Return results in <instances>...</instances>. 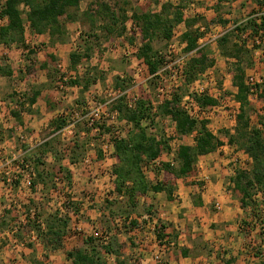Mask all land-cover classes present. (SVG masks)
Here are the masks:
<instances>
[{
    "label": "rangeland",
    "instance_id": "374dc122",
    "mask_svg": "<svg viewBox=\"0 0 264 264\" xmlns=\"http://www.w3.org/2000/svg\"><path fill=\"white\" fill-rule=\"evenodd\" d=\"M102 1L116 8L115 3H122L124 0H82L79 8L87 10L91 5L95 6ZM212 1L181 2L182 9L187 8L189 2H194L196 6L198 5L200 14L204 15V21L199 23L208 30L204 41L224 32L215 29L218 24L216 20H223L231 8L229 4L221 7L218 12ZM127 2L133 7L143 5L148 6L147 9L150 11L158 12L161 11V6L168 5L170 14L180 4L178 0H127ZM262 12L264 6L254 7L244 12V16L237 20L244 18L250 20L252 16ZM128 14H131L130 11ZM216 15L217 18H214ZM187 16L192 17L193 14L188 12ZM229 21L232 22L233 19ZM99 25L100 21L94 30L90 28L88 22L70 24L65 36L61 38L62 41L53 44L60 50L58 59L61 60L55 67L57 74L54 75L56 79L64 75L63 80H68L75 74L68 70L67 54L79 50L78 46L81 47L80 52H83L85 44L92 47L90 60L86 62L83 59L77 68L80 76L88 72L97 80L86 92L77 87L66 88L56 80L49 79L42 71H36L35 77L27 79L25 72L22 75L18 74L19 70L25 71L26 66H29L26 60L20 61V56L17 58L18 55H13V60L6 62L0 55V66H9L15 72L14 77H0V88L3 87L5 90L0 92V264H71L66 258V253L77 248L88 238L94 239L95 246L105 244L101 240L103 238L118 251V257L103 255L104 264H156L154 260L156 255L161 256L162 264H264V196L257 194L253 197L252 205L243 210L238 206V195L231 190L230 178L233 171L239 167L249 169L251 164L250 161L249 163L245 161L244 153L235 157L236 164L231 162L235 153L241 152L236 145L227 144L228 137L224 135V132L234 134L231 116H236L238 112V104L235 101L236 88L232 85L235 60L223 57L216 41L207 44L205 48L213 65L191 84L187 85L185 81L178 90H185L187 94H207L216 101L215 106L211 107L208 127L213 134L224 140L227 151L218 155L217 163H214L215 160L207 163L198 159L200 164L198 167L195 166L192 174L175 181L172 185V201L167 200L165 193L155 195L152 192L148 193L147 197L139 199L138 213H142L143 202L151 207L152 217L147 218L146 222L140 218L139 226L129 229L124 219L110 220L106 210L107 200L113 198L114 161L110 153L113 152L112 140L114 137H126L131 130L130 124L122 119H104L102 125L109 132L101 131V135L93 133L85 136L86 131L82 127L72 129V134L63 132L59 139L53 141L51 148L54 151L44 157L45 165L40 167V170L48 172L45 184H38L31 190L26 185L27 181H30L27 173L28 171L32 173L30 168L32 169L33 160H30L32 163H29V168L25 167L27 173L20 176L18 184H7L6 180L17 172L15 167L20 160L26 156L33 159L38 153L37 147L33 145L50 139L53 128L49 123L61 115L63 108L84 109L102 104L109 98L106 97V90L114 89V78L120 76L130 80L127 85V89L131 88L128 92L129 99L138 98L141 94L149 97L154 114L153 123L146 122L143 125L147 126L149 133L168 141L169 151L164 152L157 163L143 164V172L151 183L155 184L164 177V171H160L156 176L159 165L162 162H172L178 146L193 144L194 135L181 139L175 137L174 124L168 118L155 117L157 106L153 104L157 100L159 80L149 76L146 67L136 58L140 42L138 37H134L131 43L129 41L133 32L131 22H127L126 32L121 37L113 38H107L100 32ZM230 25L232 29L235 27L233 23ZM183 30L182 26H176L169 42L159 39L153 41L154 50L161 53L164 61L168 58L170 42L180 46ZM32 34L27 31V38L31 39ZM90 34L93 36L89 37ZM37 38L40 41H36V45L42 47L46 44L44 40L42 41L43 37ZM45 38L50 42L48 34ZM247 44L246 50L251 51V56L248 54L247 60L253 62V67L245 70V78L252 75L263 82L264 45L256 49L250 42ZM47 45L50 44L47 43L46 47ZM40 49L44 51L46 48ZM42 56L40 54V57ZM38 64L34 63L35 66ZM35 86L41 88L44 86L41 90L49 102L45 105L46 101L41 99L42 109L39 110L37 107L32 114L22 111L20 114L26 119L27 129L18 128L10 112L19 110L17 96L27 95ZM200 90L203 92L200 93ZM12 91L13 95L9 93ZM184 97L181 99L182 103ZM250 103L251 125L259 126V116L264 115L262 113L264 101L254 96ZM11 138L13 141H10ZM26 148L27 151L23 152ZM99 150L102 153L101 158L98 157ZM54 157L61 159L55 161ZM71 159L75 160L74 163ZM59 164L71 173L70 187L67 186L63 173L59 175L54 173ZM215 192L219 193V198L212 197ZM202 195L205 198V206L197 208L193 204ZM219 199L223 202L221 203ZM225 202H229L231 208L235 205L242 211H234L232 208L227 212L229 217L227 215L224 219L221 216ZM216 204L220 206V210L215 208ZM34 213L42 224L54 214L68 220L61 247L57 251L47 248L44 240L38 238L36 225L27 219L28 214ZM156 219L164 222L166 232L170 234L169 238L163 240L157 238L154 230ZM42 227L44 228V225ZM94 233L101 237H93ZM32 237H35V240H31ZM38 244L39 247H36ZM85 248L87 249V246ZM182 248L189 250L188 257L181 256Z\"/></svg>",
    "mask_w": 264,
    "mask_h": 264
},
{
    "label": "trees",
    "instance_id": "16d2710c",
    "mask_svg": "<svg viewBox=\"0 0 264 264\" xmlns=\"http://www.w3.org/2000/svg\"><path fill=\"white\" fill-rule=\"evenodd\" d=\"M82 0H5L4 7L1 9L0 16L6 19L3 26L0 27V46L5 48L16 47L26 52L27 61H32L35 52L30 49L25 41V28H29L33 34H48L50 45L55 42H61L66 34V22L90 24L94 29L98 22V30L103 32L107 38L121 37L127 29V22H131L136 30L131 32L130 43L134 37H138L140 42L136 58L146 67L149 76H153L164 64V57L159 51L154 50L153 41L163 40L169 42L173 36L176 26L183 25L185 31L181 34V44L184 45L183 53H190L198 48V41L204 38L207 28L196 27L201 21L200 17H186L182 12V4L185 0H178L179 5L172 14L169 13V6H161V11H150L148 6L137 5L130 6L127 0L122 3H115L116 8L102 1L95 6H90L87 10L80 12L79 6ZM263 0H256L258 7L264 6ZM130 11V15L128 14ZM260 26L254 19H246L235 25V27L223 34L216 42L221 54L227 59H234V71L232 74V85L236 88L235 101L238 104V112L235 116L234 134L230 135L224 132L228 137L227 144L236 145L250 161L251 167L236 168L233 176L230 178L232 192L238 195L240 208L245 210L252 205L253 197L257 194L264 196V115L259 116L258 125L252 126L250 122L251 103L249 100L250 88L245 83V70L253 67V62L247 60V55L251 56V51H247V42L257 34V28H264V16H261ZM218 24L225 25L226 21L218 19ZM95 30V29H94ZM92 31V30H91ZM248 34L247 39L242 35ZM93 35H89L92 37ZM96 37V36H95ZM97 38V37H96ZM258 49L257 45H253ZM81 47H77L68 57V70L74 72V76L65 79L61 75L56 79V66L59 60L53 55L45 54L47 60L41 62L39 68L46 72V76L51 80H56L66 88L77 87L82 92H86L96 83L95 76L85 72L82 76L78 73V66L84 59L86 62L92 56V47L85 44L83 52ZM205 47L198 49L194 57L190 58L185 64L184 75L186 84L189 85L198 77L206 72L209 66L213 65L205 52ZM249 59V58H248ZM4 60V59H3ZM53 70H52V69ZM29 78L35 77L36 69L32 65L26 66V69L19 70L18 74ZM15 74L9 66H0V77L10 78ZM25 76V77H26ZM130 80L116 77L114 78V89L120 92L127 90ZM129 89V88H128ZM255 94L260 101H264V81L255 85ZM40 92L31 89L26 95L17 96L18 111H11L12 117L18 125H22L21 112L33 113L32 106L35 105ZM187 95L193 104L205 107H214L216 101L207 94L199 95L194 93L187 94L185 90H177L172 93L170 100L164 101L156 108V116L168 118L174 124L175 137L184 138L194 135L192 145H180L176 149V154L172 162H162L156 172L164 171L165 175L155 184L151 183L143 172V164L156 162L161 155L169 151L168 141L164 138H158L148 132L147 126L143 124L153 123L154 114L147 95H139L136 98L132 109L128 108L125 98L120 97L110 106V111L118 113V119L125 120L130 124L131 130L126 137H114L112 140L114 165L112 166L113 191L112 200H107L106 210L110 220L117 218L124 219L129 229L139 226V219L146 222L152 217L150 206L147 203L142 204L141 212L138 213L139 199L148 196V193H165L168 201H172V185L177 180L189 177L195 169L200 157H204L216 152L225 145L224 140L213 134L208 127V122L198 120L189 115L181 107V99ZM72 113L77 108H66ZM264 110V108H262ZM79 110V109H78ZM69 114H61L56 120L50 121L52 129L49 140H45L38 147V153L33 159L28 156L23 158V162L30 167L32 163V173H30V190L38 184H45V177L48 172L40 170L45 165L44 157L48 153H53L51 145L53 141L59 139L62 130L67 126ZM264 114V113H263ZM82 127L90 136L91 130L86 128L83 123H78L75 128ZM105 130L101 124L98 126V135ZM75 145V144H74ZM25 150V149H24ZM53 150V151H52ZM56 156V155H55ZM83 156V154H81ZM80 156V157H81ZM98 157H102L101 150L98 151ZM55 161L61 158L54 157ZM72 162L75 161L71 159ZM31 162V163H30ZM30 163V164H29ZM74 163V162H73ZM54 168V167H53ZM34 171V174H33ZM58 171V172H57ZM56 175L64 174V180L67 186H71V173L68 169L59 164L54 172ZM53 173H51L52 175ZM34 179V180H33ZM13 184H18L15 181ZM123 202H122V201ZM195 207H201V199L193 204ZM31 210H29L30 212ZM31 213V212H30ZM135 216V217H133ZM28 221H32L37 227V236L46 243L45 246L52 251H57L61 247V240L68 226V220L60 217L58 214L50 216L44 224L39 223L38 216L27 215ZM38 222V223H37ZM44 225V228L42 227ZM162 229V230H161ZM154 230L159 240L169 238V232H166V225L162 220L156 219ZM177 237V236H176ZM175 237V238H176ZM94 239L84 240L77 248L66 253V258L71 264H104L103 255H116L118 251L114 250L109 242L95 246ZM87 246V249L85 248ZM182 257L189 255L187 248L180 249ZM46 259V256H44ZM45 263V262H42Z\"/></svg>",
    "mask_w": 264,
    "mask_h": 264
},
{
    "label": "built area",
    "instance_id": "2783aa9c",
    "mask_svg": "<svg viewBox=\"0 0 264 264\" xmlns=\"http://www.w3.org/2000/svg\"><path fill=\"white\" fill-rule=\"evenodd\" d=\"M5 0H0V12L1 9L4 7ZM261 16H264V12L256 14L252 16V19L255 20L256 24L260 26L261 22ZM6 22V19L4 17L0 16V27L3 26ZM132 30H136L134 26H132ZM203 30V29H201ZM232 30V28L228 30H224V32H221L217 37L208 38L206 41L205 37L201 38L198 41V48L190 53H183V47L184 45L180 44V46L175 42H170L168 45V58L167 61H164V64L161 69L157 71L156 74H154L151 77H155L159 80V86L156 90V104L153 105L159 106L164 101L170 100L172 93L176 92L182 84L185 83V75H184V67L185 64L189 61L190 58L194 57L196 54V51L198 49H201L205 47L209 43H213L217 41L218 38H220L223 34L226 32ZM257 34L252 38V40L248 41L251 43V46L257 45L262 46L264 45V28H257ZM248 34L242 35V38L247 39ZM247 42V43H248ZM180 51V53H179ZM246 85L250 88V96L249 100L254 98L256 96L255 94V85L261 83V80H258L252 75H249L245 78ZM131 88L125 90L124 92H120L117 90H114L113 88L106 90V97L109 98L105 100L102 104H96L92 107H86L84 109H76L72 113H70L67 109L62 110L61 114L67 115L70 113L68 120H67V126L62 130L63 132H67L68 134H72V129H74V126L76 124L83 123L86 128L91 130V134L98 132V126L101 125L104 121V119H118V113L116 111H110L111 104L116 101L120 97L125 98V103L128 108L132 109L134 107V103L136 101V98H130L128 97V92L131 91ZM203 90H200V93H202ZM181 107L192 117L198 120H210L211 115V107H205L202 108L200 106H197L193 104V102L189 99L188 96H185L183 99V103L181 102ZM262 113H264V110L262 109ZM235 113H233L234 115ZM232 123L235 125V116H231ZM16 159V158H15ZM15 161V160H13ZM87 162V160H85ZM25 167L28 168V166L23 162V158L20 160V162L15 167L16 171L12 177L6 180L7 184H13L15 181H20V176H23V174L27 171L25 170ZM28 179L30 178V172L27 173ZM207 178H205L206 180ZM30 181H27V186H29ZM215 208L217 210H220V206L218 204L215 205ZM31 218H33V215H31ZM93 237L99 238L101 237L98 233H94ZM102 242L107 243L106 240L103 238L101 239ZM154 260L156 264H162L161 256L156 255L154 256Z\"/></svg>",
    "mask_w": 264,
    "mask_h": 264
},
{
    "label": "crops",
    "instance_id": "0c3cea01",
    "mask_svg": "<svg viewBox=\"0 0 264 264\" xmlns=\"http://www.w3.org/2000/svg\"><path fill=\"white\" fill-rule=\"evenodd\" d=\"M191 1H193V0H191ZM213 2V7H215V10H218V12L220 11V8L221 7H223V6H227V5H229L230 4V6H231V8L230 9H228V14L227 13H225V14H227V15H225L222 19L224 20V21H226V24L225 25H221V24H216V26H215V29H217L218 31H221V30H228V29H230V28H232L231 27V25H230V23H233L234 25L233 26H235L236 24H238V23H240V22H243L244 20H245V18L244 19H242V20H237V18H241V17H243L244 16V12H246V11H248L249 9H254V7H258V4L256 3V0H213L212 1ZM198 6V5H197ZM196 6V4L194 3V2H189V5H188V7L187 8H184L183 10H182V12H183V14L186 16V17H188L187 16V13L188 12H190V13H192L193 14V16L192 17H200V18H205L204 17V15H202V14H200V9H199V7H197ZM160 9H161V7H160ZM79 10H80V8H79ZM82 11H85V10H80V12H82ZM158 12V11H157ZM219 17V16H218ZM214 18H217V15L214 17ZM220 18V17H219ZM229 19H233V21L231 22V21H229ZM209 21V20H208ZM216 21H218V20H216ZM70 24H74L73 22H66L65 23V27H66V30H68L69 29V25ZM180 26H182L183 28H184V30L182 31V33L185 31V27L183 26V25H180ZM200 25L199 24H197L196 25V27H199ZM200 29H203V27H201ZM221 29V30H220ZM27 31H29V33L30 34H32L31 32H30V30H29V28L26 26V28H25V41H26V44L30 47V49H32L34 52H35V54H34V56L32 57L33 58V60L32 61H27V55H26V52H24L22 49H18V48H16V47H10V48H5V47H3V46H0V55L2 56V58H4V60H6V62H9V61H12L13 60V55H18L17 56V58H19V56H20V61H22L23 59L24 60H26V63H27V65H30V64H32L33 63V67L34 68H37L36 69V71L38 72V71H42V72H45L44 70H42V69H40L39 68V65L41 64V62H43V61H45V60H47V58L45 57V54H48V55H53L55 58H57L58 59V57H59V54H58V52L60 51V50H58V47H56V45H47L48 47H46V44L47 43H50V42H48V40H46V38H45V36H46V34H32V38L31 39H28L27 38V36H26V34H27ZM34 36V37H33ZM37 37H40V38H42V41L44 40V42L46 43L44 46H38V45H36V43L37 42H39L40 41V39H38ZM35 38V39H34ZM34 39V40H33ZM37 41V42H36ZM55 47H56V49H55ZM40 48H46L44 51H42ZM71 53V52H70ZM70 53L69 54H67L68 56L67 57H69V55H70ZM40 54L41 55H43L42 57H40ZM68 59V58H67ZM59 61H61L60 60V58L58 59ZM19 61V62H20ZM36 62H38L39 64L38 65H34V63L36 64ZM60 64V63H59ZM46 73V72H45ZM15 75H13L12 77H14ZM1 78H5V77H1ZM27 79H29V77H26ZM120 78H122L121 76H120ZM1 80V79H0ZM44 86H42V88H41V86L39 87V86H35V88L33 87V89L34 90H37V91H39L40 92V95H39V97L37 98V101H36V103H35V105L34 106H32V109L34 110L35 108H37V107H39V110H41L42 109V106L40 105V100L41 99H43V101H46L44 104L46 105V104H48V97H45L44 98V91H42L41 89H44L43 88ZM31 90V89H30ZM29 90V91H30ZM3 91H5L4 90V88L3 87H1L0 88V92H3ZM11 95H13V91L12 92H9ZM67 107H65V108H63L62 110H64V109H66ZM11 117H12V115H11ZM15 120V119H14ZM16 121V120H15ZM21 121H22V125H18V128H22V129H27V126H26V124L25 123H27L26 122V119H25V117L23 116V115H21ZM16 129H14V131H15ZM13 141V138H11L10 139V141ZM44 142V141H43ZM43 142H39V143H36V144H34L33 146H35V147H38L41 143H43ZM27 143H29V142H27ZM27 145V144H26ZM29 145V144H28ZM32 147V146H31ZM23 148H25V147H23ZM29 149V148H28ZM25 151H27V148H26V150H24L23 152H25ZM225 151V152H224ZM226 146L224 145L223 147H221V148H219L216 152H214V153H212V154H210V155H207V156H204V157H200L199 158V161L201 160V161H203V162H206L207 161V163L208 162H214V160L216 161V162H214V163H217L218 161L216 160V159H218L217 157H218V155L221 153V152H224V153H226ZM231 151H233V149L231 148ZM111 154L113 153V152H110ZM239 154H243V152L241 151H238V152H236L235 153V155H234V158L233 159H231V162H234L235 163V161L237 160L235 157L237 156V155H239ZM104 156V155H103ZM245 157H246V160L245 161H248V163H249V160H248V158H247V156L246 155H244ZM220 158V157H219ZM203 159V160H202ZM113 161H114V159H112ZM220 161V160H219ZM157 163V162H156ZM213 163V164H214ZM200 163H198L196 166L198 167V165H199ZM236 164V163H235ZM235 164H234V166H235ZM239 168H241V167H239ZM204 174V173H203ZM213 190H214V187H213ZM208 192H210V191H208ZM156 194H159V193H155V195ZM219 193H217V192H215V194H213L212 195V197H217V198H219ZM200 199H201V202H202V206L201 207H197V208H204V206H205V198H204V196L202 195V196H200ZM219 201H221V203L223 202V200L222 199H219ZM219 204H220V202H218ZM224 204V203H223ZM239 207H240V205H238ZM222 208L224 209V211H223V216H221V217H226L229 213H227V212H229L232 208H233V210L234 211H242L240 208L238 209V207H236L235 205H233L232 206V208H231V206H229V202H225V205H223L222 206ZM196 209V208H195ZM216 215H220V214H216ZM227 217H229V215L227 216ZM224 219H226V218H224ZM35 240V237H32L31 238V240ZM36 247H39V244L38 245H36Z\"/></svg>",
    "mask_w": 264,
    "mask_h": 264
}]
</instances>
